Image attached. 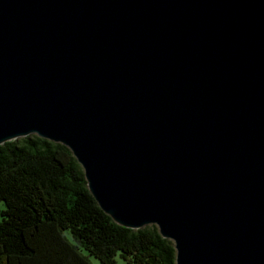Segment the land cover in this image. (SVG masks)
I'll return each mask as SVG.
<instances>
[{"label":"water","instance_id":"95a60500","mask_svg":"<svg viewBox=\"0 0 264 264\" xmlns=\"http://www.w3.org/2000/svg\"><path fill=\"white\" fill-rule=\"evenodd\" d=\"M31 134L174 264H264V0H0V145Z\"/></svg>","mask_w":264,"mask_h":264},{"label":"trees","instance_id":"16d2710c","mask_svg":"<svg viewBox=\"0 0 264 264\" xmlns=\"http://www.w3.org/2000/svg\"><path fill=\"white\" fill-rule=\"evenodd\" d=\"M82 168L61 143L31 134L0 145V264H174L155 225L113 222L94 201ZM69 233L74 242H71Z\"/></svg>","mask_w":264,"mask_h":264},{"label":"rangeland","instance_id":"374dc122","mask_svg":"<svg viewBox=\"0 0 264 264\" xmlns=\"http://www.w3.org/2000/svg\"><path fill=\"white\" fill-rule=\"evenodd\" d=\"M2 209H4V204H3V202L1 201V202H0V212H1ZM0 219H1V214H0ZM66 236H67V238H68L71 242H74V240L72 239V237L70 236L69 233H66ZM88 260H89V262H90L91 264H102V263H100V262L97 260V258H95V257H91V256H89V259H88ZM114 264H129V263H127L126 261H124L123 259H121V257H119V256L117 255Z\"/></svg>","mask_w":264,"mask_h":264}]
</instances>
